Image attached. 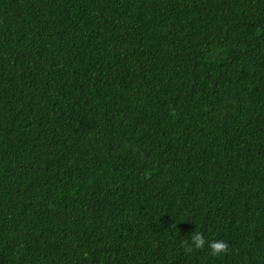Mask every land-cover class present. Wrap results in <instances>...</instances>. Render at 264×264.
Returning a JSON list of instances; mask_svg holds the SVG:
<instances>
[{
    "label": "trees",
    "instance_id": "16d2710c",
    "mask_svg": "<svg viewBox=\"0 0 264 264\" xmlns=\"http://www.w3.org/2000/svg\"><path fill=\"white\" fill-rule=\"evenodd\" d=\"M0 264H264V0H0Z\"/></svg>",
    "mask_w": 264,
    "mask_h": 264
},
{
    "label": "clouds",
    "instance_id": "9594fccd",
    "mask_svg": "<svg viewBox=\"0 0 264 264\" xmlns=\"http://www.w3.org/2000/svg\"><path fill=\"white\" fill-rule=\"evenodd\" d=\"M204 243V237L199 232H196L190 237V243L187 244V249L191 250L192 247L200 248ZM208 247L211 249V254L215 256L225 251L226 243L220 240L210 241Z\"/></svg>",
    "mask_w": 264,
    "mask_h": 264
}]
</instances>
